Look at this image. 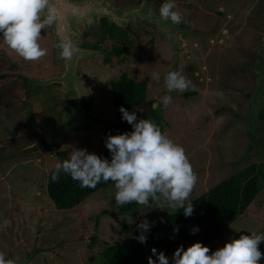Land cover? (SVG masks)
I'll return each instance as SVG.
<instances>
[{
    "label": "rangeland",
    "instance_id": "rangeland-1",
    "mask_svg": "<svg viewBox=\"0 0 264 264\" xmlns=\"http://www.w3.org/2000/svg\"><path fill=\"white\" fill-rule=\"evenodd\" d=\"M108 1L128 7L142 0ZM164 2L150 0L149 5L159 15ZM175 4L183 22L174 25L185 30L176 38V49L161 28L144 21L131 20L127 38L121 41L109 37L100 41V33L96 34L100 27L92 21L90 30L82 27L77 37L82 46L88 43V48L105 51L83 56L77 71L81 105L84 96H92L91 107L85 108L93 118H74L59 129L65 113L62 84L35 81L64 72V61H55L56 27L41 32L39 43L47 55L38 61L22 59L0 33V73L7 74L0 79L1 252L16 250L29 260L25 264H101L100 251L106 243L122 242L139 230L141 221L151 224L176 211L140 206L134 213H123L115 207L113 184L71 209L57 208L48 194L49 171L64 161L60 150L68 157L75 149L102 154L105 132L118 122L111 82L123 72L148 80L149 98L156 100V108L168 121L165 134L184 148L198 177L189 200L252 163L264 174L260 118L264 103L253 128L248 122L264 44V0H175ZM98 41L100 48L92 47ZM115 45L126 46L130 53L117 55ZM171 71L186 77L190 88L168 92L164 75ZM154 72H159V81L153 79ZM192 91L196 94L186 96ZM165 95L172 97L167 107L161 102ZM37 134L44 148L39 147ZM252 231L264 233V176L254 202L206 245L211 253ZM259 249L264 253V241Z\"/></svg>",
    "mask_w": 264,
    "mask_h": 264
},
{
    "label": "clouds",
    "instance_id": "clouds-1",
    "mask_svg": "<svg viewBox=\"0 0 264 264\" xmlns=\"http://www.w3.org/2000/svg\"><path fill=\"white\" fill-rule=\"evenodd\" d=\"M175 0H165L159 9L160 18L173 24L183 22L182 14L176 10ZM58 22V9L54 0H0V33L4 43L25 61H38L47 55L39 40L41 30H48ZM59 56L71 61L79 52L71 41L61 38L57 45ZM159 81V72L152 73ZM164 86L168 92H184L191 82L177 71L164 75ZM167 107L172 102L170 95L162 97ZM156 107V105H153ZM122 119L132 125L131 132L109 134L105 144L111 153V160L102 158L87 149H75L62 162H58L52 175L53 181L64 172L81 187H95L101 180L114 182L115 207L135 202L151 208L183 209L186 217L194 211L189 197L198 182V177L184 148L174 142L152 121L137 119L136 111L129 112L120 107ZM150 223L143 220L138 225L141 234L137 237L146 243ZM178 232V228L175 229ZM193 233L198 228L192 229ZM232 238L223 247L210 253V248L197 241L187 249L181 245L172 256V264H260L264 253L259 244L264 241V233ZM152 253L158 257H148V264H169L163 251ZM0 264H18V259L6 258L0 252Z\"/></svg>",
    "mask_w": 264,
    "mask_h": 264
},
{
    "label": "trees",
    "instance_id": "trees-1",
    "mask_svg": "<svg viewBox=\"0 0 264 264\" xmlns=\"http://www.w3.org/2000/svg\"><path fill=\"white\" fill-rule=\"evenodd\" d=\"M99 36L100 41L105 40L106 37L121 41L127 38V33L104 21ZM93 46L100 47L96 43ZM113 50L119 56L123 53H130V49L122 45L113 46ZM6 77V73H0V79ZM148 88L147 79L136 80L127 72H123L120 77L112 80L111 91L118 114V122L106 130V138L109 134L116 135L132 131V125L122 119V113L119 110L121 106L128 109L129 112L136 111L138 120L146 118L165 133L168 121L156 107H153L156 100L149 98ZM195 94L196 92L192 91L186 96ZM2 97L3 92L0 90V104H3ZM83 99V106L90 108L92 96L86 95ZM260 118L264 121V109L260 112ZM37 138L39 147L44 148L45 144L41 141L39 134H37ZM58 155L64 160L68 158V153L64 150H60ZM99 156L111 160V153L106 144ZM54 171L55 168L51 169L48 174V194L59 209L74 208L95 192L111 184L114 185L111 180L108 182L101 180L95 187H81L78 181L73 180L70 175L64 172L59 174L58 180L53 181ZM261 176L263 177L264 174L257 163H252L232 174L200 196L190 200L194 206L191 216L186 217L183 209H176L175 212L151 223L150 230L145 233L147 235L146 243H141L137 239L141 234L140 229L131 232L122 242L106 243L100 251L101 264H148L149 256L158 260V257L152 253L153 248L157 252L163 251L169 258V264H172V256L181 245L187 249L197 241L204 245L213 243L221 232L234 222L237 215L242 214L254 202L260 191ZM140 206L142 205L133 202L119 209L123 213L130 214L136 212ZM177 228L178 232L175 231ZM193 228H198V231L193 233ZM96 239L97 235H93L92 242H95Z\"/></svg>",
    "mask_w": 264,
    "mask_h": 264
},
{
    "label": "water",
    "instance_id": "water-1",
    "mask_svg": "<svg viewBox=\"0 0 264 264\" xmlns=\"http://www.w3.org/2000/svg\"><path fill=\"white\" fill-rule=\"evenodd\" d=\"M58 9V22L54 25L56 32L52 43L54 45L55 61H64V72L60 75L37 79L39 85L61 83L64 92L63 102L65 113L60 120L57 128H61L63 124L74 118H84L90 120L93 118L90 110L81 105L82 96L78 88L77 71L80 59L93 53H105L102 50H95L82 46L83 40L77 38L82 35V27L90 30L91 21L96 27H100L101 18L109 19V22H115L119 28H127L129 21H144L154 24L162 29L166 34L169 42L176 49V38L179 34L185 32L175 26L171 21H164L160 15L155 13L147 0H143L140 5H130L128 7H117L114 2L108 0H54ZM44 29L41 30V32ZM61 38L71 40L79 49L71 61L65 60L59 56L57 48ZM259 71L257 87L250 99L248 122L250 128H253V122L258 114L259 107L264 103V44L260 53V62L257 65ZM28 259L18 264H25Z\"/></svg>",
    "mask_w": 264,
    "mask_h": 264
},
{
    "label": "flooded vegetation",
    "instance_id": "flooded-vegetation-1",
    "mask_svg": "<svg viewBox=\"0 0 264 264\" xmlns=\"http://www.w3.org/2000/svg\"><path fill=\"white\" fill-rule=\"evenodd\" d=\"M84 1V0H83ZM143 1V0H142ZM142 1H139L138 3H137V5H139ZM148 1V3H150V0H147ZM111 2V1H110ZM150 5H151V3H150ZM121 6V5H120ZM152 6V5H151ZM104 21H106V23L107 24H109L110 26H115V27H118L119 28V26H118V24L117 23H115V22H112V23H110L109 22V19L108 18H105V17H103V18H101V24H100V28L98 29L99 31H97L96 32V34H98V33H100V29L102 28V26H103V23H104ZM131 26H132V22L130 21L128 24H127V28H125V29H123V28H120L121 30H123V31H125L126 33H127V31L128 30H130L131 29ZM110 38V37H109ZM102 41V40H101ZM95 44V43H94ZM93 44V45H94ZM96 44H98L99 46H100V44H101V42H96ZM91 45H89L88 43H85L84 44V47H86V48H88V47H90ZM92 47H94V46H92ZM94 48H100V47H94ZM1 252V251H0ZM29 255V254H28ZM5 257L6 258H11V259H18V263H20L21 261H23V260H26L25 259V257H22L20 254H16V250H14V253H12V252H10V253H6L5 254ZM29 257V256H28ZM26 263H28V262H26Z\"/></svg>",
    "mask_w": 264,
    "mask_h": 264
}]
</instances>
